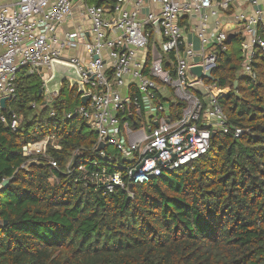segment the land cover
I'll use <instances>...</instances> for the list:
<instances>
[{
  "label": "trees",
  "instance_id": "obj_1",
  "mask_svg": "<svg viewBox=\"0 0 264 264\" xmlns=\"http://www.w3.org/2000/svg\"><path fill=\"white\" fill-rule=\"evenodd\" d=\"M241 41L232 36L212 72L230 88L219 101L231 132L217 130L206 153L142 183H131L115 148L98 150L84 118L68 117L82 104L77 87L65 81L44 104L43 77L20 69L0 120V264H264V52L252 79L241 73ZM170 109L176 118L182 104ZM47 136L60 147L29 161L22 146ZM103 168L121 171L129 191L89 179Z\"/></svg>",
  "mask_w": 264,
  "mask_h": 264
},
{
  "label": "built area",
  "instance_id": "obj_2",
  "mask_svg": "<svg viewBox=\"0 0 264 264\" xmlns=\"http://www.w3.org/2000/svg\"><path fill=\"white\" fill-rule=\"evenodd\" d=\"M150 1L159 12H144L146 0H114L106 5L90 0H0V120L8 123L1 99L6 97L7 104L16 98L20 69L40 74L46 92L52 62L58 59L77 67L85 88L80 97H89L68 117L78 113L84 118L98 133L97 146L104 142L115 147L127 161L124 169L131 183L185 167L206 153L212 133H229L231 128L219 101L230 88L218 86L205 73L213 72L219 53L228 49L232 36L239 35L241 73L256 79L254 63L258 51L264 52V0ZM77 8L90 26L78 23L66 29ZM182 15L197 19L192 31L196 43L185 34ZM197 65L203 68L199 79L190 73ZM194 83L204 85L207 93L194 91ZM132 87L139 95H132ZM57 95L50 94L46 104ZM174 102L182 104L176 118L170 109ZM11 126H18L15 115ZM243 132L234 128L235 137ZM48 144L60 147L47 136L25 143L22 153L29 161L48 157ZM49 162L57 166L52 158ZM80 170L87 174L84 166ZM89 179L109 192L116 187L129 191L121 171L108 173L103 168ZM6 181L0 182V188Z\"/></svg>",
  "mask_w": 264,
  "mask_h": 264
},
{
  "label": "water",
  "instance_id": "obj_3",
  "mask_svg": "<svg viewBox=\"0 0 264 264\" xmlns=\"http://www.w3.org/2000/svg\"><path fill=\"white\" fill-rule=\"evenodd\" d=\"M102 1H107V0H102ZM154 25L157 28V30L160 32L161 26H160L159 20L155 21ZM52 66H53V69H52L51 77L46 82L47 91L44 94L45 96L44 104H46V100L50 96V94L55 93V92L59 94L61 92L62 85L65 81H69L71 88H74L76 85H78L79 87L78 93H81L85 90L82 76L78 72V69L75 65L62 61V60L54 59L52 62ZM190 73L192 74L193 77H195L196 79H199L203 75V68L200 65L192 66L190 68ZM205 75L209 77L210 79L215 80L211 71H207ZM238 83H239L238 80L235 81V87H237ZM192 89L203 95L207 93V89L201 83L192 84ZM42 92H43V89H40V93ZM88 99H89L88 96H84L82 97V102L87 103ZM1 103L3 107L6 106V97H3L1 99ZM214 135H215V132L212 133V136ZM105 146L106 144L104 142H100L98 145V150L104 149ZM34 162H37V161L35 160L33 161V163Z\"/></svg>",
  "mask_w": 264,
  "mask_h": 264
},
{
  "label": "crops",
  "instance_id": "obj_4",
  "mask_svg": "<svg viewBox=\"0 0 264 264\" xmlns=\"http://www.w3.org/2000/svg\"><path fill=\"white\" fill-rule=\"evenodd\" d=\"M113 1L114 0H110V2H113ZM146 7H147V9H145L144 12L148 11V9L159 12V8L155 4H153L150 0H146ZM242 7L243 8H247V5L246 4H242ZM143 14H145V13H143ZM210 20L213 21L214 19L211 18ZM78 23L79 24L83 23V24H85V26H88V27L90 26V22L89 21H86V23H84V20H83L82 17H80L79 10L77 8L74 11L72 19H70L68 21V23L65 25V28L66 29L73 28ZM181 23L184 26V29L186 30L185 34L187 35V37L191 41H194L196 43V39H195V36H194L192 31H194L195 27L197 26V23H198L197 19H195V18L191 19L190 17L182 15L181 16ZM156 30H157V28H156ZM157 33L159 34L160 32L157 30Z\"/></svg>",
  "mask_w": 264,
  "mask_h": 264
},
{
  "label": "rangeland",
  "instance_id": "obj_5",
  "mask_svg": "<svg viewBox=\"0 0 264 264\" xmlns=\"http://www.w3.org/2000/svg\"><path fill=\"white\" fill-rule=\"evenodd\" d=\"M93 2H95V0H90V3H93ZM224 30H225L227 33L230 32V29L227 28V27H225ZM67 82H68V81H67ZM48 145H49V144H48ZM48 145H47V149H48ZM114 148H115V147H113V146L109 147V149L112 150V151L115 150Z\"/></svg>",
  "mask_w": 264,
  "mask_h": 264
}]
</instances>
